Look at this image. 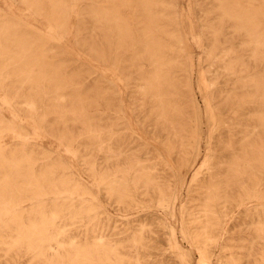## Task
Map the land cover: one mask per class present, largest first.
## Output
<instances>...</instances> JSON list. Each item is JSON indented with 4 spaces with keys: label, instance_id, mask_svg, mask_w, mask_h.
<instances>
[{
    "label": "rangeland",
    "instance_id": "obj_1",
    "mask_svg": "<svg viewBox=\"0 0 264 264\" xmlns=\"http://www.w3.org/2000/svg\"><path fill=\"white\" fill-rule=\"evenodd\" d=\"M0 264H264V0H0Z\"/></svg>",
    "mask_w": 264,
    "mask_h": 264
},
{
    "label": "bare ground",
    "instance_id": "obj_2",
    "mask_svg": "<svg viewBox=\"0 0 264 264\" xmlns=\"http://www.w3.org/2000/svg\"><path fill=\"white\" fill-rule=\"evenodd\" d=\"M20 17H22V18H24V19H26L27 21H28V23L31 25V26H34V27H36V28H39V26L37 25V24H35L33 21L35 20V17H33V15L31 14V15H26V14H20ZM50 35V34H49ZM51 38L53 37V36H50ZM49 37V38H50ZM210 105V104H209ZM258 189V188H257ZM251 193V192H250ZM254 196V195H253ZM246 198H248L247 196H246ZM248 199H250V198H248ZM176 200V199H175ZM242 202V201H241ZM172 208V207H171ZM183 211V210H182ZM186 216V215H185ZM174 232V231H173ZM175 233V232H174ZM173 237V236H172ZM173 240H175V239H173ZM177 240V239H176ZM173 247H175V246H173Z\"/></svg>",
    "mask_w": 264,
    "mask_h": 264
}]
</instances>
